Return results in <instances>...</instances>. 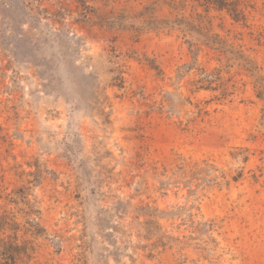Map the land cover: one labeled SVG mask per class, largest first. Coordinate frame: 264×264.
<instances>
[{
	"label": "rangeland",
	"instance_id": "rangeland-1",
	"mask_svg": "<svg viewBox=\"0 0 264 264\" xmlns=\"http://www.w3.org/2000/svg\"><path fill=\"white\" fill-rule=\"evenodd\" d=\"M241 1L0 0V205L34 217L25 187L45 228L19 264H264V0Z\"/></svg>",
	"mask_w": 264,
	"mask_h": 264
},
{
	"label": "trees",
	"instance_id": "trees-1",
	"mask_svg": "<svg viewBox=\"0 0 264 264\" xmlns=\"http://www.w3.org/2000/svg\"><path fill=\"white\" fill-rule=\"evenodd\" d=\"M206 3L214 5L219 8H225L230 11L236 18H245L244 9L241 8L243 4L241 0H204ZM264 87L260 95L264 97ZM26 188L18 189L17 196H9L8 200L15 204H19L20 200L33 210L32 214L39 213L31 205L30 199L27 196ZM3 198L2 190L0 189V199ZM7 198V195L5 196ZM21 198V199H20ZM23 210V209H22ZM24 211V212H28ZM28 214V213H27ZM33 215L24 216V221L18 219L17 213L7 209H3L0 205V264H19V262L26 263L36 250V240L40 237L45 228L41 224L38 216Z\"/></svg>",
	"mask_w": 264,
	"mask_h": 264
}]
</instances>
